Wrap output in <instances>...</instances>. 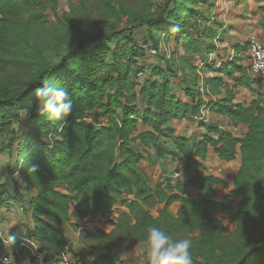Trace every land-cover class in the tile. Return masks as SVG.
Wrapping results in <instances>:
<instances>
[{
  "label": "trees",
  "instance_id": "trees-1",
  "mask_svg": "<svg viewBox=\"0 0 264 264\" xmlns=\"http://www.w3.org/2000/svg\"><path fill=\"white\" fill-rule=\"evenodd\" d=\"M59 1L0 0V67L31 74L15 88L0 89V137H8L5 151L17 156L25 191L35 192L27 200L32 229L16 226L8 234L9 248L2 241L0 246L9 255L29 252L26 237L53 263L71 246L63 226L79 231L83 220L115 208L111 232L81 235L93 257L87 263L76 253L84 264H118L125 252L146 243L149 225L174 239H191V264H264V98L243 63L247 45L232 60H210L223 42V24L198 8L214 0H164L153 17L108 36L76 29L75 43L52 63L31 29L47 25V12ZM199 20L203 26H196ZM143 28L148 36L140 43L135 33ZM159 34L173 39L176 49L150 64L140 44L159 51ZM197 62L203 63L200 70ZM200 73L218 75L201 79ZM46 80L66 87L72 101V115L62 121L41 114L35 91ZM237 87L255 99L236 103ZM204 109L229 117L235 128L246 126V134L204 122ZM183 120L206 133L176 136L171 123ZM22 125L25 134L19 133ZM210 151L226 163L240 155L232 189L204 166ZM145 163L149 170L160 166L159 184L150 185ZM217 186L228 190L223 201L215 198ZM189 189L196 197L187 195ZM6 195L0 186V206ZM219 216L235 226L233 233Z\"/></svg>",
  "mask_w": 264,
  "mask_h": 264
},
{
  "label": "rangeland",
  "instance_id": "rangeland-1",
  "mask_svg": "<svg viewBox=\"0 0 264 264\" xmlns=\"http://www.w3.org/2000/svg\"><path fill=\"white\" fill-rule=\"evenodd\" d=\"M163 2L164 0H60L56 10H49L47 12L49 23L44 26H32L31 36L32 39H34L43 48V51L45 50L48 60L52 63H56L60 60V57L66 52V50H68L75 43V38L72 36L75 35L76 29L84 30L91 34H102L104 36L120 31L125 32V30L129 29L139 18L144 16L153 17L155 13H157V7L163 4ZM217 9L216 4L214 3L213 6H200L198 8V12L199 14H204L205 18L211 19L215 16L214 14H217L215 13ZM213 20L221 22L219 15H216ZM202 23L203 22L199 20L197 21L196 26H203ZM135 36L137 40L142 43L143 39L148 36V30L143 28L136 32ZM158 37L161 42L157 54L151 53L150 51L152 49L155 51L156 49L151 44L148 45L149 50L147 53L149 54L148 62L150 64L159 63L160 54L165 52L171 54V52L176 49V43L173 39L167 40L161 34H159ZM232 56L233 54L229 57H224L226 59L225 61L231 60ZM241 56L244 65H246L248 63L247 52H244ZM30 79V72L21 70L15 66H9L8 68L0 67V89L15 88L19 84ZM23 126L24 125L19 126L20 134H25L27 132L25 129L26 125L24 127ZM7 144L8 137H0V150H2L0 153L5 156L7 162L9 161L12 163L10 172H13L14 175L19 178L17 156L5 151L4 147L7 146ZM144 166L145 168L143 170L149 174L148 181L150 185L155 186L159 184V176L161 175L160 166L157 165V168L150 170L148 169V165ZM5 169H7V167H3L4 171ZM9 169H7L8 172ZM214 191L215 198L217 200H222L228 193V191L226 192L225 189L220 187ZM192 192H194V190ZM14 193H17V191H11V196H14ZM195 193H193V196L196 197ZM4 207H6V202L3 205V209H5ZM178 209L179 204H176L170 209V211L173 214H176ZM219 218L223 225L228 229L229 233H233L235 231V226L231 224L227 218L222 216H219ZM87 222L92 223H90V225ZM80 224L81 227L86 228L83 231V236L88 234L89 230L91 232L94 230H107L111 232L114 228L112 224L106 223L103 220L94 222V225H92L93 220L86 221L85 223L83 220ZM88 228L89 230L87 231ZM146 247L147 245H143L137 248L134 247L129 249L122 255L119 263L146 264L144 261V257L146 256Z\"/></svg>",
  "mask_w": 264,
  "mask_h": 264
},
{
  "label": "crops",
  "instance_id": "crops-1",
  "mask_svg": "<svg viewBox=\"0 0 264 264\" xmlns=\"http://www.w3.org/2000/svg\"><path fill=\"white\" fill-rule=\"evenodd\" d=\"M214 3L216 4V8H218L215 12L217 14L214 15H219V19L223 24V29H221L223 32V42L217 43L218 49L210 56V60L215 61V58H222L223 60H226L224 57H229L233 54L231 57L232 60L237 48L239 49L245 47L249 39L254 36L257 37L264 45V0H214ZM215 16L212 19H214ZM196 65L200 70L203 63L197 62ZM245 67L248 68V63ZM205 75L207 77H216L218 74L200 73V78L203 79ZM249 78L253 81L252 88L256 93L260 94L264 98V78L252 76L250 72ZM226 80L229 86L232 87L234 85L232 80ZM200 86H202V83H200ZM234 94L235 102L243 105H248L255 99V95L245 87H237L234 90ZM200 118L204 119V122L232 131L238 137L244 136L247 132L246 126L239 125L235 128L231 125L229 117L212 113L209 109H204ZM171 126L175 129L176 136H185L190 138L194 133L199 136L206 133V130L204 128H200L197 123L186 120L173 121ZM203 164L207 167L210 174L224 180L229 186V189H232L233 178L241 167V157L238 155L235 161L226 163L220 161L218 157L210 151ZM145 165L147 164L145 163ZM3 167H7V169L10 167L12 168V163L9 161L7 162L5 156L0 153V168L3 170ZM11 168L9 169V172L7 169H5V171L3 170L4 177L0 180V186L8 189V195L4 197L6 207L3 209L4 204L0 206V241H3L6 245V249L9 248L8 234L10 230L20 224L24 227V232L32 229L33 224L30 220V213H27V200H30V198L35 195L34 191H25L24 183L18 178V176H15L13 172H10ZM218 187L220 186L215 187L214 190H217ZM193 190L194 192H192ZM11 191H17V193H14V196H11ZM227 191L228 190H226V192ZM193 193L197 194V191L195 189H189L187 195L194 198L195 196H193ZM224 198L218 201H223ZM62 229L65 236L70 239L73 250H75L78 254L80 253L84 255L85 262L92 263L93 257L90 254L91 250L87 248L83 242H81V235H84L81 232L85 230L84 227H81L79 231H74L73 228L67 224L63 226ZM88 230L89 228L87 231ZM103 231L109 232L107 230ZM89 232L91 231L89 230ZM143 245H146V243L138 244L135 248ZM33 248L37 249V246L34 245Z\"/></svg>",
  "mask_w": 264,
  "mask_h": 264
},
{
  "label": "clouds",
  "instance_id": "clouds-1",
  "mask_svg": "<svg viewBox=\"0 0 264 264\" xmlns=\"http://www.w3.org/2000/svg\"><path fill=\"white\" fill-rule=\"evenodd\" d=\"M67 97L66 87H53L52 80L44 81L35 91L37 103L43 105L41 114H46L51 121H62L72 115L73 104ZM36 169L32 165V171ZM146 245V264H191L189 238L174 239L161 227L149 225Z\"/></svg>",
  "mask_w": 264,
  "mask_h": 264
},
{
  "label": "built area",
  "instance_id": "built-area-1",
  "mask_svg": "<svg viewBox=\"0 0 264 264\" xmlns=\"http://www.w3.org/2000/svg\"><path fill=\"white\" fill-rule=\"evenodd\" d=\"M247 47L248 67L250 70V74L255 77L264 78V45L257 37L254 36L249 39ZM141 48L146 49L147 51L149 50L147 46L141 45ZM150 52L153 54H157V51L153 49ZM2 173L3 170L0 168V177ZM179 176V173L175 174V178H178ZM116 217L117 211L115 208H112L98 215V217L93 220L92 225H94V222H97L99 220H103L106 223L113 224L116 220ZM89 220L92 219H85L84 223ZM87 223L90 224L92 222ZM22 240L24 242L23 246H25L29 252H16L15 255H9L0 246V264H84L83 261L77 257L76 252L75 250H73L72 246L66 247L61 257L56 262L51 263L46 262L44 255L39 253L36 248H33L34 244L29 239L23 237Z\"/></svg>",
  "mask_w": 264,
  "mask_h": 264
}]
</instances>
